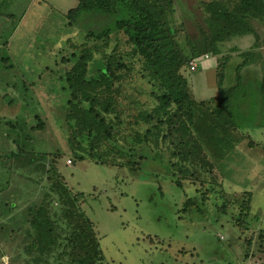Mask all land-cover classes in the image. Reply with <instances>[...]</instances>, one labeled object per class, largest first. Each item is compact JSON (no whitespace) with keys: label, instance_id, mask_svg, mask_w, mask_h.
Instances as JSON below:
<instances>
[{"label":"trees","instance_id":"16d2710c","mask_svg":"<svg viewBox=\"0 0 264 264\" xmlns=\"http://www.w3.org/2000/svg\"><path fill=\"white\" fill-rule=\"evenodd\" d=\"M8 4L0 0V19L5 18L3 7ZM202 5L200 35L181 42L180 27L171 19L173 0H78L63 16L75 21L85 13L104 15L107 26L87 34L100 44L83 46L78 54L63 59L73 65L59 75L57 94L67 95L59 103L67 110L66 128L61 132L74 159L130 170H141L149 159L151 172L158 173L160 168L164 175L175 174L178 186L183 177L198 178L207 186L206 192L198 200L185 199L182 210L189 212H201L200 205L218 179L215 169L240 137L248 134L238 130L232 99L240 70L255 56L242 53L235 82L226 86L219 74L217 94L206 100L194 98L185 70L193 58L220 55L223 43L233 37L248 34L254 38V21L264 22V0H209ZM6 17L12 19L13 14ZM16 25L2 26V44ZM8 60L7 55L0 57L3 64ZM258 88V113L264 125V72ZM26 95L23 109L33 113L37 104ZM28 123L23 116L0 119V215L9 226L7 237L22 234V241H27L24 251L38 253L32 260L40 264H113L105 260L77 194L55 167L59 154L43 147L36 129L40 124ZM13 176L24 183L13 186L17 182ZM43 180L47 184L42 192L32 189L31 183L40 185ZM241 194L234 222L239 231L247 228L252 198L249 191ZM257 239L264 252V228L258 229Z\"/></svg>","mask_w":264,"mask_h":264},{"label":"rangeland","instance_id":"374dc122","mask_svg":"<svg viewBox=\"0 0 264 264\" xmlns=\"http://www.w3.org/2000/svg\"><path fill=\"white\" fill-rule=\"evenodd\" d=\"M8 1L3 12L7 16L12 13L13 17L4 14L0 31L3 25L8 27L13 22L17 27L23 17L26 21L15 40L8 39L4 45L0 39V57H9L5 64L0 61V119L23 116L29 126L40 124L36 129L43 147L59 154L54 158L55 167L92 221L105 260L113 264H264V252L257 246L258 229L264 228V125L258 113V81L264 72V22L254 21L257 38L248 34L233 37L223 43L220 55L208 53L194 70H185L194 98L206 100L217 94L219 74L226 86L235 82V67L242 60V53L249 51L255 56L240 70L232 99L238 130L248 134L240 137L221 167L215 169L218 179L212 182L214 191L200 205L201 212H189L182 210L185 199L198 200L201 192H206L207 186L200 179L183 177L178 186L175 174L164 175L160 168L158 173L151 172L153 161L149 159L141 170L79 161L65 142L61 129L66 128L67 110L59 103L67 95L62 91L57 94L61 86L59 75L73 63L63 59L78 54L83 46L100 44L98 38L87 34L107 26L106 16L85 13L73 21L63 16L68 9L66 0L63 4L52 1L55 8L44 2L52 8L46 7L47 10L32 5L31 0ZM207 1L173 0L171 19L175 27H180L177 37L181 42L200 35L202 2ZM252 43L256 46L252 47ZM16 81L19 84H14ZM26 94L37 104L33 113L23 109ZM12 181H17L13 186L24 183L17 176ZM45 183L46 180L40 185L31 183V187L41 191ZM244 190L251 192L252 198L247 228L239 231L234 222ZM4 219L0 215V264H40L32 260L39 257L38 253L24 251L27 241H22V234L11 233L7 237L9 226L3 224Z\"/></svg>","mask_w":264,"mask_h":264},{"label":"crops","instance_id":"0c3cea01","mask_svg":"<svg viewBox=\"0 0 264 264\" xmlns=\"http://www.w3.org/2000/svg\"><path fill=\"white\" fill-rule=\"evenodd\" d=\"M52 1H55V3L56 4H63V2L62 1H64V0H31V4L33 5V4H35L36 6H38V7H42V8H45L46 9V7H50L51 8V6H47V5H44V2L45 3H48V4H52L51 2ZM77 2H78V0H66L65 1V4L67 3V6H68V9L66 10V12L70 9V8H73V7H75L76 5H77ZM54 3V2H53ZM53 6L52 7H54L55 8V5L54 4H52ZM52 9V8H51ZM47 10V9H46ZM66 12H64V13H66ZM58 14H60V13H58ZM26 21V19H24V17H23V19L21 20V22L18 24V26L15 28V30H14V32H13V34H11V36H10V38H9V40H11V41H13V40H15L14 38H16V36L18 35V32H19V29H20V26H22L23 25V23ZM24 21V22H23ZM213 96H215V95H213ZM212 96V97H213ZM201 99H203V98H200L199 100H201ZM197 100V99H196Z\"/></svg>","mask_w":264,"mask_h":264},{"label":"built area","instance_id":"2783aa9c","mask_svg":"<svg viewBox=\"0 0 264 264\" xmlns=\"http://www.w3.org/2000/svg\"><path fill=\"white\" fill-rule=\"evenodd\" d=\"M205 57H207V54H204L202 58H205ZM199 60H200V58L199 59H195V58L191 59L188 63L189 68L194 70L197 67V64L199 63Z\"/></svg>","mask_w":264,"mask_h":264}]
</instances>
